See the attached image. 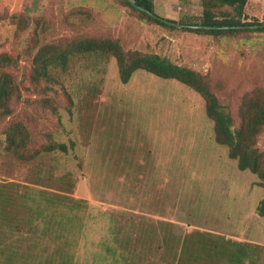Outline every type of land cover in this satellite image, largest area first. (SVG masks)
Instances as JSON below:
<instances>
[{
  "label": "rangeland",
  "instance_id": "374dc122",
  "mask_svg": "<svg viewBox=\"0 0 264 264\" xmlns=\"http://www.w3.org/2000/svg\"><path fill=\"white\" fill-rule=\"evenodd\" d=\"M154 4L179 24L203 14L201 0ZM83 38L118 39L208 76L235 127L244 96L264 89V32L172 30L123 0H0V55L19 58L10 71L22 93L0 122V264H264V188L215 141L197 92L143 70L123 84L102 54L54 70L46 93L31 84L41 46ZM15 122L32 132L31 159L7 147ZM47 143L68 152L37 154Z\"/></svg>",
  "mask_w": 264,
  "mask_h": 264
},
{
  "label": "trees",
  "instance_id": "16d2710c",
  "mask_svg": "<svg viewBox=\"0 0 264 264\" xmlns=\"http://www.w3.org/2000/svg\"><path fill=\"white\" fill-rule=\"evenodd\" d=\"M135 2L138 6L156 14L154 0H135ZM123 3L150 22L172 30L176 29L134 8L129 0H123ZM201 3L203 7L201 17L196 19L187 16L188 21L180 23L218 27V29L183 28L185 31L213 36L264 32V28L221 29V27L263 25L264 6L258 0H201ZM225 8L233 11L227 12ZM12 20L18 25L24 24V20L18 16H12ZM170 21L176 23V21ZM90 54H102L115 58L123 84H127L136 71L143 70L162 79L176 80L197 92L205 101L208 118L214 122L215 141L228 148L229 158L237 162L239 170L250 171L256 175L259 180L258 186L264 188V150L258 147V138L264 130V89H254L244 96L239 109L240 124L235 127L231 114L224 111L217 95L213 92L208 76L177 65L157 54L126 51L121 41L113 38H83L41 46L33 57L30 82L33 86L45 83L41 90L46 93L51 83L56 81L53 76L54 70L66 71L75 56ZM18 59L6 53L0 55V122L13 114V104L19 101L22 95L21 88L10 71L19 68ZM6 134L8 149L12 150L19 159L28 160L35 156V153L30 150L33 147L32 132L24 122L11 123ZM57 150L66 153L68 146L47 143L40 149H36V153ZM258 212L261 217H264V200L260 203Z\"/></svg>",
  "mask_w": 264,
  "mask_h": 264
},
{
  "label": "water",
  "instance_id": "95a60500",
  "mask_svg": "<svg viewBox=\"0 0 264 264\" xmlns=\"http://www.w3.org/2000/svg\"><path fill=\"white\" fill-rule=\"evenodd\" d=\"M130 1V4L142 11V12H145L147 13L148 15H150L151 17L169 25V26H173V27H176V28H192V29H198V28H202V29H218V27H206V26H193V25H183V24H179V23H175V22H172L170 20H167V19H163L159 16H157L156 14L152 13L151 11L145 9V8H142L140 6H138L135 2V0H129ZM231 28H239V29H258V28H264V24L263 25H254V26H242V27H221V29H231Z\"/></svg>",
  "mask_w": 264,
  "mask_h": 264
}]
</instances>
